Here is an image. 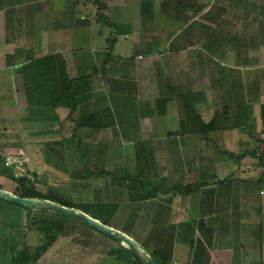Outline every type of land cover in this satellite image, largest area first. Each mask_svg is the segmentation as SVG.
Listing matches in <instances>:
<instances>
[{
	"label": "crops",
	"instance_id": "crops-1",
	"mask_svg": "<svg viewBox=\"0 0 264 264\" xmlns=\"http://www.w3.org/2000/svg\"><path fill=\"white\" fill-rule=\"evenodd\" d=\"M99 2L98 20L91 0H0L2 164L35 192L59 199L75 192L77 210L116 204L109 226L143 251L164 250L168 264H255L264 184L244 173L234 184L229 163L216 167L215 134L236 136L244 126L241 108L232 106L229 124L209 97L220 81L245 79L244 69H259L251 79L262 93L263 37L247 18L264 16V0ZM174 101L182 118L170 113ZM194 115L216 128L200 134ZM251 140L264 145L262 135ZM230 158L240 171L256 162ZM93 161L108 166L98 170ZM57 179L68 187L49 188ZM17 184L0 175V188L17 195ZM8 238L17 246L0 250V264H131L110 253L127 248L74 219L35 261L18 260L25 235Z\"/></svg>",
	"mask_w": 264,
	"mask_h": 264
},
{
	"label": "rangeland",
	"instance_id": "rangeland-1",
	"mask_svg": "<svg viewBox=\"0 0 264 264\" xmlns=\"http://www.w3.org/2000/svg\"><path fill=\"white\" fill-rule=\"evenodd\" d=\"M91 2H93V4L95 3L96 7L100 6V8H95L96 11V18L102 19L100 16L102 15L100 13V11L103 10V4L99 2V0H91ZM251 14V13H249ZM249 20V24L248 26L250 27H254V29L256 30V36L257 39L260 37H263V45H264V16H256L254 18L252 17H248L247 21ZM154 24V23H153ZM156 25V24H154ZM194 23H192L190 26L188 27H183L182 28V35H186L187 30L189 31L191 29V27L193 26ZM105 29H103L104 31ZM251 35V34H250ZM201 37H203V34H201ZM201 45V47L205 46L202 43L198 42L199 46ZM248 49H245L244 52L247 54L248 53ZM262 54L264 56V47L261 48ZM253 53V52H252ZM251 51L247 54V56H250ZM259 69H252V70H247L244 69L243 71L238 70L240 72H244L246 76L245 79H235L233 80V78H231L228 81H220L219 82V89L213 93H215V95L209 97L210 100L214 101V107L217 108V117L220 118L221 117V111L223 110L225 111L224 114L227 115V123L232 124L231 121H229V119L231 120L230 114L232 112V106L235 107V109H237V112H239L240 108L242 109L241 111V118L242 119V123H243V130H239L241 131V133L237 134L236 136H231L227 133L228 136H224V134L222 135H218L215 134L214 136V142L216 144H214V150L212 149V151L214 153L215 156V163H216V167H219L217 164L220 161H226V164L229 163V167L228 170L229 172L231 171V168H233V172L232 175L228 177V179H232V181L234 182V184L236 183H240L239 181L243 179H240V174L244 173V175H242V177L244 178V176H246L247 181L248 182H253V183H258L260 184L257 180H259V178H264V173H262V171H264V168H261L257 165V162L253 161V160H247V163H245L244 166V170L240 171L241 165L240 164H236V162L234 160H232L228 155H227V151L232 152L234 155L235 154H239L240 152H243V150L247 149V150H252L253 152L258 153L260 151L261 148L264 147V145H260L257 141H252V138L257 139L259 135H262V139L264 140V67L261 69L262 72V77H263V89H262V93L260 92V96H258V92L257 89L255 88V80L251 79V75L252 74H257L260 72H257ZM263 70V71H262ZM257 72V73H256ZM201 84L202 87V81H198L197 83ZM245 93L247 94V99H245ZM185 100H187L185 98ZM206 97H200L199 101H205ZM246 100V103H245ZM260 101H263V103H260ZM187 102V101H185ZM188 102H191L190 100H188ZM252 102V104H251ZM244 103V104H242ZM177 105V106H176ZM203 104L200 105V107ZM242 105V107H241ZM170 113L173 114V116H177L178 117H183V112L182 109L180 107V104H177V101H174L172 103H170ZM182 112V113H181ZM239 125V124H238ZM248 136H247V134ZM252 136V138H251ZM251 140V142H250ZM262 140V141H263ZM246 143V144H245ZM182 146L181 145H177L174 146V149H177V154L179 153V157H180V148ZM164 149V147H163ZM173 149V148H172ZM173 149V150H174ZM175 151V150H174ZM157 160H160L161 164H162V158L161 157H156ZM167 155L163 154V163L167 162ZM220 160V161H219ZM238 162V160H237ZM72 168H80V161L78 160H73L72 162ZM126 164L129 165V162H125ZM203 163V162H202ZM221 163V162H220ZM92 165H94V168H103V167H107L108 165H105L104 163H101L100 165L97 164V161H93L91 162ZM232 165V167H231ZM93 167H89L93 172L97 173V170H95ZM92 173V174H95ZM93 177V176H92ZM92 177H88L86 178L87 180L83 181V180H79L77 185L83 184V183H87L90 184ZM107 178V177H105ZM3 179V178H2ZM10 179V178H9ZM227 179V180H228ZM11 180V179H10ZM55 180V179H53ZM110 180V179H108ZM12 181V180H11ZM54 182V184H50L51 186H48L49 188H56L57 187H61V186H66L68 187V183H66L65 181H59L57 179V181H52ZM58 184V185H57ZM262 184H260L261 186ZM256 187V186H255ZM41 189H43V187H40ZM62 189V188H59ZM46 192V191H45ZM51 192V191H49ZM56 192V191H54ZM94 195V194H93ZM62 199H68L71 201H75L76 199V193L73 192V200L70 197H62ZM19 210H23L20 209ZM256 212V210L254 211ZM7 211L3 210V208H0V250H7V249H15L16 248V244L14 241L9 240L10 238H8L9 236L12 237V235H15L18 237V240H21L22 236H33L35 233V235H37L38 237L41 236V232H38L39 230L36 229L38 228V224L37 223H30L29 219L26 220L27 218H29L27 216L26 213H24L22 215V218L24 219L21 220L19 217V221H16V219H12L13 215H10L9 217L6 216ZM259 213V212H257ZM9 215V214H8ZM34 215H36L34 213ZM7 217V218H6ZM263 219L264 221V211L261 213H259V218ZM10 218V219H8ZM18 218V217H17ZM67 219V218H66ZM19 224L21 226V224L23 223V227L18 226L15 227L13 225ZM11 225L17 229L15 230H10L11 229ZM35 232V233H34ZM27 238V237H25ZM261 247L259 249V258L257 259V262H255V264H264V225L262 227V233H261ZM26 241V239H25ZM29 241V240H28ZM27 242V241H26ZM19 243V242H18ZM17 243V244H18ZM21 243V241H20ZM23 243V241H22ZM21 243V246H22ZM29 243V242H28ZM32 243V242H31ZM13 246V247H12Z\"/></svg>",
	"mask_w": 264,
	"mask_h": 264
},
{
	"label": "trees",
	"instance_id": "trees-1",
	"mask_svg": "<svg viewBox=\"0 0 264 264\" xmlns=\"http://www.w3.org/2000/svg\"><path fill=\"white\" fill-rule=\"evenodd\" d=\"M190 107L191 106H189V109H190L189 112L193 111L191 110L192 108ZM194 118H195L196 126L198 128V132L200 134L206 135L209 131L214 130L216 128V125H215L216 123L214 119H211L209 122H204L199 115H194ZM226 153L229 157H233L238 161L244 156L249 155L250 157L256 158V162L258 166L264 167V147L261 148L258 153L244 152L239 155H234L230 151H227ZM262 173H264V171H262ZM0 175H6L11 180L18 183L17 185H18L19 191H17L16 193L17 195L21 197H35L39 199H48L53 202L65 205L67 207L76 208L75 202L71 200L62 199V198L59 199V198L52 197L50 195L48 196L46 194L35 192L33 188L29 186L28 180L26 178L15 177L13 173L10 172V170L2 164L1 158H0ZM128 179H130L129 176H125L121 178L122 181H125ZM260 183L264 184V178L261 179ZM4 206H9L10 208H12L11 210L18 212V214H15L11 211L6 213V216L8 217L10 215H13L12 219L13 220L16 219V221H19V217H21L19 216V212L21 211L25 212L27 216L29 217L26 220L29 219L30 223H34V222L37 223L38 228L36 229L39 230L38 232H41L40 237L35 235L37 234L35 232L33 236L31 235L25 236L27 237L26 238L27 242H25L22 245V251L19 253L18 260L20 263H21V260L28 261L29 259H32V261L33 260L35 261L42 254V252L45 251L55 241L57 236L62 233L65 227L66 220H67L65 217H62L60 215H57V214H54L48 211L31 210L29 208H23L15 204H12L10 202H7L3 199H0V208H3V210H5ZM117 207L118 206L116 204L103 202V203L93 204L92 206L84 205L82 209L83 211L89 213L92 217L99 219L102 223L109 225L110 220L112 219V216L116 212ZM19 208L23 210H19ZM34 213L36 215H34ZM13 226L18 227L20 225L17 223L16 225H13ZM13 226L11 225V227ZM28 250H33V251L32 253H29ZM144 251L145 253H147L149 264H156V263L157 264H168L169 263L167 254L162 249L160 250L156 249V250L149 251V252L145 249ZM119 252H122L124 254V257L123 256L122 257L125 258L131 264H138L137 260L133 257V255L128 250L125 251L121 246L113 248L110 253L111 254H121Z\"/></svg>",
	"mask_w": 264,
	"mask_h": 264
},
{
	"label": "water",
	"instance_id": "water-1",
	"mask_svg": "<svg viewBox=\"0 0 264 264\" xmlns=\"http://www.w3.org/2000/svg\"><path fill=\"white\" fill-rule=\"evenodd\" d=\"M0 199L6 200L23 208H29L36 211H48L68 219L77 220L92 228L93 230L123 245L135 257L138 264H149L147 255L138 246L135 240H133L124 232L102 223L100 220L88 215L83 211L77 210L72 207H67L65 205L46 199L21 197L2 188H0Z\"/></svg>",
	"mask_w": 264,
	"mask_h": 264
},
{
	"label": "built area",
	"instance_id": "built-area-1",
	"mask_svg": "<svg viewBox=\"0 0 264 264\" xmlns=\"http://www.w3.org/2000/svg\"><path fill=\"white\" fill-rule=\"evenodd\" d=\"M259 167H261V166H259ZM261 168H264V167H261Z\"/></svg>",
	"mask_w": 264,
	"mask_h": 264
}]
</instances>
